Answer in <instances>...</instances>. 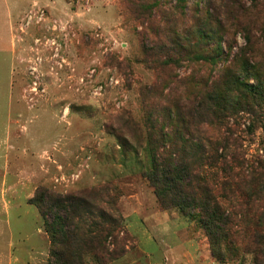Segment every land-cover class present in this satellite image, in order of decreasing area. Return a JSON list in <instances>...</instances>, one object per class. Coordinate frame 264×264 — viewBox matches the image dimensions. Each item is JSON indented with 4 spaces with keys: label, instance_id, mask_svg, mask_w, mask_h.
<instances>
[{
    "label": "rangeland",
    "instance_id": "obj_1",
    "mask_svg": "<svg viewBox=\"0 0 264 264\" xmlns=\"http://www.w3.org/2000/svg\"><path fill=\"white\" fill-rule=\"evenodd\" d=\"M149 15L131 0H0V264H53L38 209L44 193L88 203L95 226L83 235L92 248L84 264H223L196 221L162 208L143 176L163 112L141 91L157 82L164 93L180 89L195 68L148 58V44L170 49L165 21ZM243 150L264 156V128ZM250 261L243 254L230 264Z\"/></svg>",
    "mask_w": 264,
    "mask_h": 264
},
{
    "label": "trees",
    "instance_id": "obj_2",
    "mask_svg": "<svg viewBox=\"0 0 264 264\" xmlns=\"http://www.w3.org/2000/svg\"><path fill=\"white\" fill-rule=\"evenodd\" d=\"M131 1L139 15L167 25L170 49L148 44V58L195 67L176 83L180 89L164 93L157 82L141 91L153 94L164 113L153 119L159 127L149 139L151 164L143 176L162 208L176 207L196 221L221 263L249 254L250 264H264V156L253 161L243 150L246 136L264 128V0H196L191 12L187 0ZM40 200L53 264H84L80 255L92 248L83 235L95 226L86 200L46 193Z\"/></svg>",
    "mask_w": 264,
    "mask_h": 264
},
{
    "label": "crops",
    "instance_id": "obj_3",
    "mask_svg": "<svg viewBox=\"0 0 264 264\" xmlns=\"http://www.w3.org/2000/svg\"><path fill=\"white\" fill-rule=\"evenodd\" d=\"M12 21V20H11ZM11 29V30H10ZM14 29V30H13ZM7 30L9 31L10 30V33H12V30L13 31H15V28L13 27V24H10L9 26H8V28H7ZM12 37V36H11ZM13 38V37H12ZM7 203H8V201H7ZM7 208H5V210H6V214H7V212H8V206H6ZM11 261V260H10ZM13 261H15V262H18V259H17V257H14L13 258Z\"/></svg>",
    "mask_w": 264,
    "mask_h": 264
}]
</instances>
